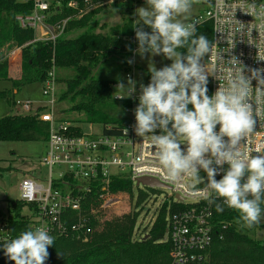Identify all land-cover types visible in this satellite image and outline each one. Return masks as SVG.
<instances>
[{
	"label": "built area",
	"instance_id": "2783aa9c",
	"mask_svg": "<svg viewBox=\"0 0 264 264\" xmlns=\"http://www.w3.org/2000/svg\"><path fill=\"white\" fill-rule=\"evenodd\" d=\"M30 7L28 14L16 16V20L24 29L34 32V39L24 45L26 47L38 42L56 45L66 33L71 21L81 20L91 13L111 5L116 0H11ZM134 3L141 0H131ZM144 1V0H142ZM205 6L204 15L195 21L196 26L209 22L212 26L213 47L204 57L210 73L207 79L208 95L212 96L226 81L223 77L231 69L230 60L235 57L244 67V74L251 77L253 69H264V17L251 15V6L257 9L264 6V0H199ZM71 12L63 17V11ZM243 24L244 30H239ZM151 33V28H142ZM22 50L15 48L4 53L5 58L12 57ZM138 47L134 49V54ZM132 55V57H134ZM133 59V58H132ZM134 61L127 72L128 84L120 83L125 88L118 87L114 92V100L125 103L121 131L106 135L104 131L118 129L119 125H110L96 132L93 127L90 133L81 134L75 129L78 125L63 121L56 111L58 104L55 70L43 84V96L47 99L39 118L50 127L48 149L40 161V171L48 173L41 178L26 177L20 185L19 202L29 208L26 217L31 221V228L44 227L54 241L61 238L80 239L81 233L86 242L92 230L90 228L93 213L84 210L83 205L93 191L101 193V208L106 207L107 197L111 194L110 184L113 178L129 179L134 185L138 179L152 178L171 190V199L176 210L170 213L167 221V237L171 245L169 264H210L211 248L216 228L227 229L232 222H215L214 209L222 201L209 202L205 198V184H194L185 178L181 184L169 182L158 162L153 158L149 142L135 132V109L139 104L141 86L150 83L149 78L138 82L134 76ZM132 71V72H131ZM264 76V72L261 73ZM131 81V84H130ZM253 88L257 80L252 79ZM128 85V86H127ZM134 91L130 95V88ZM119 96H124L120 98ZM251 102V101H250ZM255 107V105H253ZM189 105V109H191ZM32 103H15V109L23 114H34L36 110ZM254 132L248 138L245 150L264 147V119L256 117ZM171 127V125H169ZM219 131V125L215 129ZM127 131V132H126ZM155 134H161L160 129ZM225 139H227L225 137ZM186 149V144H181ZM154 151V148H153ZM264 153L251 152L252 156ZM215 166V165H214ZM55 168L58 169L55 173ZM218 170L219 180L227 170ZM200 175L207 179L201 170ZM9 226L0 222V246L12 239ZM264 242V241H263Z\"/></svg>",
	"mask_w": 264,
	"mask_h": 264
},
{
	"label": "trees",
	"instance_id": "16d2710c",
	"mask_svg": "<svg viewBox=\"0 0 264 264\" xmlns=\"http://www.w3.org/2000/svg\"><path fill=\"white\" fill-rule=\"evenodd\" d=\"M118 10L124 17L123 25L109 29L100 25L95 11L81 20L71 21L65 35L55 46L46 43H35L23 47L34 39L31 29H24L16 20L20 14H28L30 7L11 0H0V81L11 82L12 90L0 93V99H7L15 105L14 96L28 85L44 84L53 70L57 89L64 85L58 95V102H69L71 111L79 118L75 122L63 120L71 124L86 123L91 125H121L124 102L114 100V86L123 83L122 70L131 66L134 49L139 47L136 39L133 10L135 3L122 0ZM64 16L71 12L63 11ZM197 35H205L211 42L212 26L209 22L197 27ZM67 36L72 38L67 39ZM22 47L12 57L5 58L3 50L11 51ZM183 54L186 50L178 49ZM118 58L119 67H115V77L100 71L109 59ZM129 61H132L129 63ZM151 81V75H149ZM43 108L34 114L16 113L0 118V142H47L50 127L40 120ZM77 125V124H76ZM81 134L80 127L75 129ZM118 129L104 133L114 134ZM9 169H0V174ZM110 192L115 196L128 195L134 198V184L125 178H113ZM101 193L93 191L83 205L84 210L93 213L88 240L81 238H61L48 247L49 256L45 264H169L171 245L166 241L167 221L170 213L176 208L174 202H164L157 212L151 227L140 237H136L138 213L108 219L101 208ZM146 200V195L139 192L136 206ZM223 206V205H222ZM25 204L13 201L7 216L0 213V222L8 224L13 238L31 228V221L23 213ZM264 207V206H262ZM224 210L213 211L215 222H232L227 229L216 228L211 248L210 264H264V242L252 239L240 225L235 223L238 213L223 206ZM256 227V225L254 226ZM253 227V228H254ZM252 228V229H253ZM0 264H14L4 254L3 244L0 246Z\"/></svg>",
	"mask_w": 264,
	"mask_h": 264
},
{
	"label": "clouds",
	"instance_id": "9594fccd",
	"mask_svg": "<svg viewBox=\"0 0 264 264\" xmlns=\"http://www.w3.org/2000/svg\"><path fill=\"white\" fill-rule=\"evenodd\" d=\"M196 2L146 0L147 7L136 9L135 25L143 22L151 28V33L136 28L138 52L163 54L172 63L159 70L154 65L149 68L151 81L141 86L134 128L149 142L153 158L169 182L181 184L188 178L194 184L204 183L205 198L222 201L223 206L235 210V223L250 230L264 220V154L251 155L252 151L264 153V147L245 150L242 146L254 132L255 118L264 119V69H253L248 77L243 65L232 57L231 69L223 77L226 83L209 96L207 77L215 73L202 61L213 43L196 34L195 22H185ZM249 13L264 17V6L257 9L252 5ZM239 30H244L242 23ZM252 79L257 80L255 88ZM118 87L125 88L123 84ZM132 91L131 87L127 95ZM156 129L161 134L156 135ZM181 144H186V149L182 150ZM225 164L228 168L217 180L218 170ZM222 205H216L218 212L224 210ZM53 244L54 237L47 229L36 227L4 242L3 248L14 264H45L48 247Z\"/></svg>",
	"mask_w": 264,
	"mask_h": 264
},
{
	"label": "rangeland",
	"instance_id": "374dc122",
	"mask_svg": "<svg viewBox=\"0 0 264 264\" xmlns=\"http://www.w3.org/2000/svg\"><path fill=\"white\" fill-rule=\"evenodd\" d=\"M122 0H116L111 5L105 6L98 14L100 25H104L105 30L102 33L108 32L109 29H113L116 26H121L124 23V17L118 10V6L121 5ZM139 7H147L146 0L137 1L135 3V9L133 10V17L138 19L136 9ZM206 6L198 0L194 3L191 9L190 15L185 22H195L199 16L204 15ZM140 28H150L143 25L141 22L138 25ZM72 36H67V39ZM2 52H6L3 50ZM133 61L135 64L132 66L134 76L138 82L145 81L151 72L149 68L154 65L157 70L170 66L172 60L166 58L163 54L153 55L151 53H144L141 55L138 51L133 55ZM3 56L0 55V59ZM120 61L118 58L109 59L108 64L100 71L108 74L110 78L115 77V67H119ZM130 70V66L125 70H122L123 82L128 84L127 72ZM132 72V71H131ZM128 86V85H127ZM6 90H12L11 82L0 81V93ZM58 95L64 90V85L58 87ZM117 89L114 88V92ZM57 95V96H58ZM46 98L43 96V84L35 83L23 87L20 92L14 96L15 103H32L34 109L42 107L46 103ZM13 100L8 102L6 99H0V118H4L8 115L16 113L12 104ZM71 104L69 102H58L56 111L62 120L75 122L79 118L78 113L71 111ZM83 129L85 133H90V128L93 127L94 131L98 132L101 130L100 125H91L86 123H76ZM75 124V125H76ZM48 149L47 142H0V169H9L3 171L0 174V213L7 216L11 209L13 201H19L20 197V185L26 177L39 178L48 173L47 170L40 171V161ZM58 169L55 168V173ZM41 180V178H39ZM139 192H143L146 195V200L140 205L136 206L137 196ZM171 190L167 188H148L145 186L134 185V198L131 200L128 195H120L117 202L114 201L113 197H107L108 203H106L105 216L106 218L121 217L124 215L132 214L133 212L138 213V220L136 225V237H140L145 233L153 224L157 217V212L160 206L164 202L171 204L172 199L170 197ZM23 213H29V208L25 207ZM1 219V217H0ZM245 233L252 239L264 241V220H261L259 224L253 229L245 230Z\"/></svg>",
	"mask_w": 264,
	"mask_h": 264
},
{
	"label": "water",
	"instance_id": "95a60500",
	"mask_svg": "<svg viewBox=\"0 0 264 264\" xmlns=\"http://www.w3.org/2000/svg\"><path fill=\"white\" fill-rule=\"evenodd\" d=\"M136 185L139 187V186H145V187H148V188H168L166 187L165 185H162L161 183H159L157 180L155 179H152V178H141V179H138L137 182H136Z\"/></svg>",
	"mask_w": 264,
	"mask_h": 264
},
{
	"label": "crops",
	"instance_id": "0c3cea01",
	"mask_svg": "<svg viewBox=\"0 0 264 264\" xmlns=\"http://www.w3.org/2000/svg\"><path fill=\"white\" fill-rule=\"evenodd\" d=\"M13 108L15 109V105H13Z\"/></svg>",
	"mask_w": 264,
	"mask_h": 264
}]
</instances>
